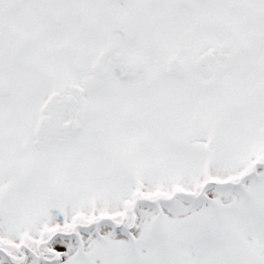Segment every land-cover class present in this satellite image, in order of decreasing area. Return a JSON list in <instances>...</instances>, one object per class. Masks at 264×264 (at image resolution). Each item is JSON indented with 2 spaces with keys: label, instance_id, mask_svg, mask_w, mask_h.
I'll use <instances>...</instances> for the list:
<instances>
[{
  "label": "snow or ice",
  "instance_id": "1",
  "mask_svg": "<svg viewBox=\"0 0 264 264\" xmlns=\"http://www.w3.org/2000/svg\"><path fill=\"white\" fill-rule=\"evenodd\" d=\"M0 264H264V0H0Z\"/></svg>",
  "mask_w": 264,
  "mask_h": 264
}]
</instances>
